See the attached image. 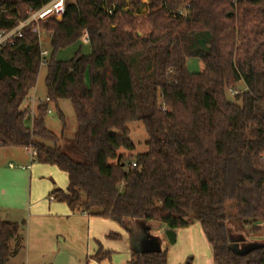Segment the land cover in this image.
<instances>
[{
	"label": "trees",
	"instance_id": "trees-1",
	"mask_svg": "<svg viewBox=\"0 0 264 264\" xmlns=\"http://www.w3.org/2000/svg\"><path fill=\"white\" fill-rule=\"evenodd\" d=\"M51 1L0 0V30ZM40 26L54 52L87 36L91 53L46 61L48 101L32 116L43 62L33 25L0 49V149L35 150L33 162L64 172L67 189L50 199L73 213L121 227L129 219L174 231L199 224L214 264H264V246L235 251L228 227L264 230V0H67L61 21ZM189 59L204 70L190 72ZM240 83L246 90L230 101ZM61 100L77 117L67 145L46 124ZM132 122L144 127L145 152H136ZM25 234L26 222L0 220V264L24 251ZM127 264H169L168 254Z\"/></svg>",
	"mask_w": 264,
	"mask_h": 264
},
{
	"label": "rangeland",
	"instance_id": "rangeland-1",
	"mask_svg": "<svg viewBox=\"0 0 264 264\" xmlns=\"http://www.w3.org/2000/svg\"><path fill=\"white\" fill-rule=\"evenodd\" d=\"M69 1L74 2V0ZM142 13L146 14L147 10ZM139 35L142 36V33ZM43 39L41 48L48 52V56L42 62L36 88L32 91L27 103V106L34 112L47 97L46 61L51 58L56 61H70L78 53L82 55L91 53L86 37L57 52H54L51 47L49 35L43 33ZM188 69L192 73H201L204 70V65L199 60L189 59ZM86 82L90 84L88 71ZM245 90L244 83H240L229 92V100L236 102L235 97ZM49 108L51 112L46 116L48 129L60 137L63 136L62 145L69 144L74 140L77 129V117L72 103L69 100H61L58 106L50 104ZM61 115L64 116V121L61 119ZM129 127L136 152H145L147 150L145 145L147 134L144 127L138 122H132ZM32 161L33 158L30 153L23 148L0 149V220L19 224L26 222L25 249L18 256L11 258L8 264H126L128 260L127 251L108 249L109 247L104 245L109 243L106 240L100 243L95 234L96 229L90 223L88 216L77 214L75 219L62 218L44 212V205L32 207L30 201L32 181L26 177V172L21 169L25 163L31 165ZM10 163L15 165V170L10 168ZM34 167L40 182L39 186H35V198L38 190L40 193L45 192L47 184L51 186V189L40 198L46 200L47 203L50 200V193L55 188L67 189L68 177L57 167L39 163H35ZM16 173H23V176L20 174L21 177L16 178L13 176ZM52 181L55 185L52 184ZM120 189L122 192L124 186H121ZM111 223L113 222L108 221V224ZM151 225L153 236L161 238L156 246L158 245L162 252H167L169 264H214L212 248L199 224H192L187 228L176 230L177 241L174 245L169 242L166 236L168 230L166 225L159 222H154ZM156 226H160L159 233L156 232ZM228 227L230 243L235 251L246 252L252 248L264 246V230L254 233L250 228L241 229L235 223L229 224ZM109 240L111 243L114 241ZM100 251L103 253L110 252L111 258L97 259V254Z\"/></svg>",
	"mask_w": 264,
	"mask_h": 264
},
{
	"label": "crops",
	"instance_id": "crops-1",
	"mask_svg": "<svg viewBox=\"0 0 264 264\" xmlns=\"http://www.w3.org/2000/svg\"><path fill=\"white\" fill-rule=\"evenodd\" d=\"M34 164V165H33ZM35 162L32 161L31 165L29 163H25L21 167L23 171L26 173V177L32 181L31 184V190H30V201L32 203V207L34 206H39V205H44V212H48L51 214H55L58 217L62 218H76L77 214H83V213H73L69 209V207L66 204L63 203H58L53 200H49L47 203L46 200L40 199L43 195H45L47 192L50 191L51 186L47 184L45 186L46 190L43 193H40L39 190L36 192V198H35V186H39V180H38V174H36V169H35ZM10 168L11 169H16L15 165L13 163H10ZM19 174V175H18ZM20 174L23 176V173H16L13 176L16 178H20ZM54 181H52V184ZM55 185V183H54ZM65 187V186H63ZM30 202H29V207H30ZM85 215V214H83ZM89 221L90 223L93 224L95 227L96 231L95 234L97 235V238L101 241H108L109 243L104 244L106 245L105 247H109L108 249L110 250H115V249H122L127 251V262L126 264L137 254L144 253V252H162L159 250V246L156 244H159L160 239L158 236H153V230H152V223L151 222H144L142 220H127L125 222V225L123 227L117 225L116 222L112 221L111 219H96V218H101L100 216H89ZM109 222H113L111 224H108ZM157 230L156 232H160V226H156ZM111 233H118L121 235V239L119 240H114L111 241L108 238V235ZM162 235H160L161 237ZM163 237V236H162ZM103 245V244H102ZM103 247V246H102Z\"/></svg>",
	"mask_w": 264,
	"mask_h": 264
},
{
	"label": "built area",
	"instance_id": "built-area-1",
	"mask_svg": "<svg viewBox=\"0 0 264 264\" xmlns=\"http://www.w3.org/2000/svg\"><path fill=\"white\" fill-rule=\"evenodd\" d=\"M238 0H231L233 4L236 5ZM66 2L67 0H52L47 5L43 6L39 10H33L29 9V16L26 20L21 21L18 26H16L14 29L11 30H0V49H2L5 46H12L17 38L22 37L24 29L28 25H33V32L39 36L40 45L44 41L43 39V32L40 26V23L42 21H45L47 19H54L57 21H61L65 14L66 9ZM183 14V13H181ZM86 40L88 42V38L86 36ZM46 56H48L47 51L42 50V57L43 61L46 59ZM48 100H44L41 103L47 102ZM51 111L49 110V113ZM34 111H31V115L34 116ZM31 157L34 159L37 155V152L35 150H27ZM133 166H136L134 163ZM86 215V213H83Z\"/></svg>",
	"mask_w": 264,
	"mask_h": 264
},
{
	"label": "water",
	"instance_id": "water-1",
	"mask_svg": "<svg viewBox=\"0 0 264 264\" xmlns=\"http://www.w3.org/2000/svg\"><path fill=\"white\" fill-rule=\"evenodd\" d=\"M166 236H167L169 242L172 245H174L176 243V241H177V234H176V232L174 230L168 229L166 231Z\"/></svg>",
	"mask_w": 264,
	"mask_h": 264
}]
</instances>
